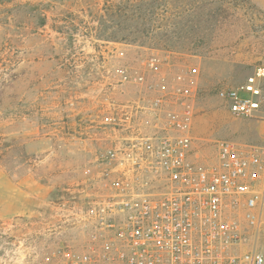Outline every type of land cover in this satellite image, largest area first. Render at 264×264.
Here are the masks:
<instances>
[{
  "label": "rangeland",
  "instance_id": "obj_1",
  "mask_svg": "<svg viewBox=\"0 0 264 264\" xmlns=\"http://www.w3.org/2000/svg\"><path fill=\"white\" fill-rule=\"evenodd\" d=\"M262 63L252 0H0V264L87 252L138 137L188 133L198 166L264 144L221 94Z\"/></svg>",
  "mask_w": 264,
  "mask_h": 264
},
{
  "label": "built area",
  "instance_id": "obj_2",
  "mask_svg": "<svg viewBox=\"0 0 264 264\" xmlns=\"http://www.w3.org/2000/svg\"><path fill=\"white\" fill-rule=\"evenodd\" d=\"M221 94L234 115L263 119L264 63ZM192 145L188 133L138 137L92 209L102 238L65 264H264V144L220 140L205 166Z\"/></svg>",
  "mask_w": 264,
  "mask_h": 264
},
{
  "label": "crops",
  "instance_id": "obj_3",
  "mask_svg": "<svg viewBox=\"0 0 264 264\" xmlns=\"http://www.w3.org/2000/svg\"><path fill=\"white\" fill-rule=\"evenodd\" d=\"M258 7L264 10V0H252Z\"/></svg>",
  "mask_w": 264,
  "mask_h": 264
}]
</instances>
